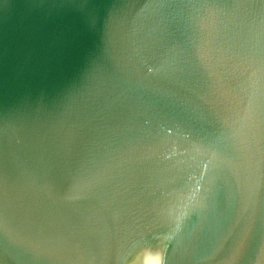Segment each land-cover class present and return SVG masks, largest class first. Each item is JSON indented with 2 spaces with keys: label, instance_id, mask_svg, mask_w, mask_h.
I'll use <instances>...</instances> for the list:
<instances>
[{
  "label": "water",
  "instance_id": "obj_1",
  "mask_svg": "<svg viewBox=\"0 0 264 264\" xmlns=\"http://www.w3.org/2000/svg\"><path fill=\"white\" fill-rule=\"evenodd\" d=\"M229 108L219 190L166 264H264V0H0V264H162L121 251L157 235L161 159L208 162L169 125L219 135Z\"/></svg>",
  "mask_w": 264,
  "mask_h": 264
},
{
  "label": "snow or ice",
  "instance_id": "obj_2",
  "mask_svg": "<svg viewBox=\"0 0 264 264\" xmlns=\"http://www.w3.org/2000/svg\"><path fill=\"white\" fill-rule=\"evenodd\" d=\"M147 71L152 73L155 69L149 67ZM240 109L239 115L246 119L248 107L241 104ZM220 123L223 133L212 136L196 134L179 123L167 124L183 137L185 147L189 151L203 156L208 162L203 164V170L198 173L196 178H193L186 176L178 164L159 157L172 173V179L160 204L154 210L157 235L133 237L121 251L125 260L131 259L141 249L151 247L160 248L164 252L162 264H166L167 243L171 239L170 234L179 232L194 214L203 213L208 209L210 200L219 190V172L226 160L227 140L235 135L236 131L237 119L231 108L226 111ZM158 143L157 137V146ZM177 191L179 195H176Z\"/></svg>",
  "mask_w": 264,
  "mask_h": 264
}]
</instances>
